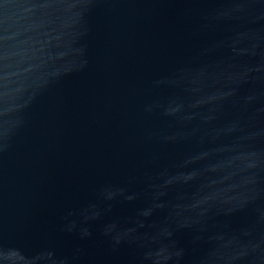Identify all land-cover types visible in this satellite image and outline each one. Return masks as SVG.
<instances>
[{"label": "water", "instance_id": "95a60500", "mask_svg": "<svg viewBox=\"0 0 264 264\" xmlns=\"http://www.w3.org/2000/svg\"><path fill=\"white\" fill-rule=\"evenodd\" d=\"M0 264H264V0H0Z\"/></svg>", "mask_w": 264, "mask_h": 264}]
</instances>
